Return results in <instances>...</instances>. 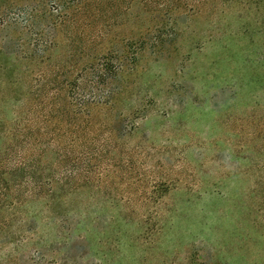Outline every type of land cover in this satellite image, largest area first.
<instances>
[{"label":"rangeland","instance_id":"rangeland-1","mask_svg":"<svg viewBox=\"0 0 264 264\" xmlns=\"http://www.w3.org/2000/svg\"><path fill=\"white\" fill-rule=\"evenodd\" d=\"M55 5L0 0V47L17 49L26 36L42 44L39 26L27 25L29 7L40 20ZM101 6L118 20L104 29L146 36L142 55L115 81L123 139L64 163L85 180L65 187L68 202L55 212L36 207L37 242L2 247L4 264L11 253L24 264H264V0ZM8 105L0 119L12 117Z\"/></svg>","mask_w":264,"mask_h":264},{"label":"trees","instance_id":"trees-1","mask_svg":"<svg viewBox=\"0 0 264 264\" xmlns=\"http://www.w3.org/2000/svg\"><path fill=\"white\" fill-rule=\"evenodd\" d=\"M104 1L53 0L55 11L45 10L40 20L30 6L27 25L39 26L42 44L26 36L17 49L14 42L0 47V104H9L12 113L0 119V178L7 179L6 198L0 197V209L6 210V222L0 218V249L11 245L17 252L32 241L38 233L36 207L46 203L55 212L68 202L65 187L85 180L76 181L78 173L64 163L83 162L90 158L89 148L123 139L119 125L126 114L117 109L123 88L115 81L123 63L142 55L146 36L104 29L118 21L104 17ZM9 28L16 32L13 23ZM1 38L6 42L8 34ZM128 47L135 48L130 55ZM54 49L60 54L57 62ZM18 254H6L5 262L24 264ZM28 261L38 264L35 257Z\"/></svg>","mask_w":264,"mask_h":264}]
</instances>
